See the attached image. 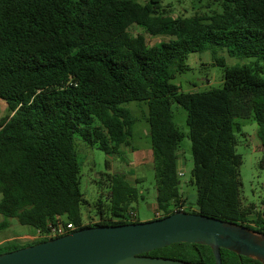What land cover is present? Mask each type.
I'll list each match as a JSON object with an SVG mask.
<instances>
[{
  "label": "trees",
  "instance_id": "obj_1",
  "mask_svg": "<svg viewBox=\"0 0 264 264\" xmlns=\"http://www.w3.org/2000/svg\"><path fill=\"white\" fill-rule=\"evenodd\" d=\"M222 11L171 17L161 0H0V231L10 220L35 229L39 239L0 247V254L45 242L51 227L77 230L139 223L131 204L142 196L124 173H108L109 205L99 221L84 224L78 138L109 156L131 147L136 119L125 104L145 101L160 219L178 211L234 221L264 233V215L241 200L234 128L237 119L258 124L264 170V0H219ZM151 37L167 40L149 45ZM224 49L251 63L224 69L220 88L183 92L171 82L189 69L191 53ZM187 111L197 190L196 210L184 208L178 175L184 134L172 106ZM237 129V128H236ZM110 170V162H106ZM138 183V182H137ZM135 213V212H134ZM154 219V220H155ZM58 238V237H56ZM222 264H260L221 249ZM145 255L215 264L208 246L177 243Z\"/></svg>",
  "mask_w": 264,
  "mask_h": 264
},
{
  "label": "rangeland",
  "instance_id": "obj_2",
  "mask_svg": "<svg viewBox=\"0 0 264 264\" xmlns=\"http://www.w3.org/2000/svg\"><path fill=\"white\" fill-rule=\"evenodd\" d=\"M147 3L150 0H137ZM164 13L171 17L195 14H213L221 12L222 7L219 0H161ZM131 37L141 34L146 37L149 45L166 41V37H151L134 25L129 29ZM224 58L228 66L243 65L251 63L252 59L231 58L226 50L213 48L204 52L191 53L187 58L189 69L175 74L171 82L183 92L207 91L220 88L224 81V69L214 65V58ZM132 116L137 120L133 126L132 146L126 148L121 157L109 156L97 147L79 148V161L81 166V191L88 202L82 206L85 223H96L99 221L97 205L99 202L109 205V181L108 173H124L129 180L136 184L141 198L131 204L136 220L147 222L156 214V183L153 165V155L150 137L146 131L149 124L145 117L148 116V106L145 101H132L125 104ZM174 122L177 128L184 134L179 143L178 154L180 159L179 170L182 172L180 180V192L185 199L184 208L196 210L197 190L190 183L191 172L194 166L191 141L188 138L189 128L187 126V111L177 104L172 106ZM8 114L7 104L0 99V121ZM234 134L236 137V153L241 157L239 176L241 181V200L244 208L253 207V214L249 216V224L256 217V213L264 215V170L258 166L262 156L261 141L258 137V124L253 118L237 119ZM80 142L81 139L78 138ZM110 162V170L106 162ZM0 194V200H1ZM0 214V222L3 221ZM31 227L19 224L16 219L10 220V227L0 231V247L11 243L20 245L31 243L39 239L37 232L29 231Z\"/></svg>",
  "mask_w": 264,
  "mask_h": 264
},
{
  "label": "water",
  "instance_id": "obj_3",
  "mask_svg": "<svg viewBox=\"0 0 264 264\" xmlns=\"http://www.w3.org/2000/svg\"><path fill=\"white\" fill-rule=\"evenodd\" d=\"M177 243L221 249L264 264V233L234 221L185 211L147 222L96 226L0 254V264H196L145 255Z\"/></svg>",
  "mask_w": 264,
  "mask_h": 264
},
{
  "label": "built area",
  "instance_id": "obj_4",
  "mask_svg": "<svg viewBox=\"0 0 264 264\" xmlns=\"http://www.w3.org/2000/svg\"><path fill=\"white\" fill-rule=\"evenodd\" d=\"M179 177L182 176V172H178ZM132 218H136V214L133 212L131 213ZM159 216V213H157ZM97 223V222H96ZM84 224H89L85 223ZM77 227L73 223L65 224V225H59L57 227H51L49 233H47L46 237L48 238H56V237H61L64 235H67L69 233H72L76 231Z\"/></svg>",
  "mask_w": 264,
  "mask_h": 264
},
{
  "label": "crops",
  "instance_id": "obj_5",
  "mask_svg": "<svg viewBox=\"0 0 264 264\" xmlns=\"http://www.w3.org/2000/svg\"><path fill=\"white\" fill-rule=\"evenodd\" d=\"M77 142H78V147H79V148L82 147V148L85 149V148H88V147H89V145H88L86 142L82 141V140H81L80 142L77 140ZM79 148H78V149H79ZM126 148H128V147H122V148H121L122 153L126 152V151H125ZM179 165H180V159H179V161H178V167H179ZM178 171L180 172V170H178ZM126 179H127L128 183H129L130 185H132L133 187H136V184H137V183H136V184L132 183V182L129 180V178H128L127 175H126ZM156 209H157V205H156ZM156 214H157V213H156ZM83 218H85V217L83 216ZM155 218H156V217H155ZM155 218H154V219H155ZM98 219H99V218H98ZM154 219H153V220H154ZM29 231H31V232H33V231H34V232H37V231H36L35 229H33V228H31Z\"/></svg>",
  "mask_w": 264,
  "mask_h": 264
}]
</instances>
